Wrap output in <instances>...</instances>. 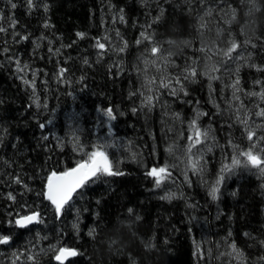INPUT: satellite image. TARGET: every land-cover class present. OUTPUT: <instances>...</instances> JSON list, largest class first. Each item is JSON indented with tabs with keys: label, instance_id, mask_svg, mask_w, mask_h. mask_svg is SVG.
Masks as SVG:
<instances>
[{
	"label": "trees",
	"instance_id": "trees-1",
	"mask_svg": "<svg viewBox=\"0 0 264 264\" xmlns=\"http://www.w3.org/2000/svg\"><path fill=\"white\" fill-rule=\"evenodd\" d=\"M13 2L0 11L29 39L0 33V264H58L60 247L79 253L65 264H264V177L239 165L208 195L245 159L246 127H264V0H36L31 13ZM33 73L35 92L20 79ZM193 119L207 139L189 151ZM97 148L124 175L93 178L57 218L38 195L46 177ZM164 165L156 187L146 172ZM32 211L43 223L8 224Z\"/></svg>",
	"mask_w": 264,
	"mask_h": 264
},
{
	"label": "snow or ice",
	"instance_id": "snow-or-ice-1",
	"mask_svg": "<svg viewBox=\"0 0 264 264\" xmlns=\"http://www.w3.org/2000/svg\"><path fill=\"white\" fill-rule=\"evenodd\" d=\"M7 3L10 5V9H16L17 3L13 2V0H7ZM24 4L28 10L29 13H31L35 8L38 7V4L36 3V0H24ZM44 11H48V5H44ZM124 17L123 15L120 16V20L123 21ZM7 25V26H5ZM16 25L17 20L14 16H6L2 11H0V33H8L9 29H12V36L15 40L16 37H19L20 41L28 40L29 36L27 34H21V32L16 31ZM45 28H49L50 25L48 23H45L43 25ZM84 33H77V36L80 38L84 37ZM143 35V33H142ZM41 40L44 39V37L40 38ZM145 39H149L148 37H145ZM52 42L49 41V44ZM137 43H140V41H137ZM36 48L40 47L39 42H36L35 44ZM96 47L100 50L105 49V44L97 41ZM9 51L8 48H3L0 50V52L7 53ZM48 51L50 53L53 52V49L49 47ZM57 53H59V49L55 50ZM123 51V49H121ZM157 49H153L152 54L154 55ZM10 60H12L16 65V71L18 73H24L26 69H28L27 64H22L19 58H13L9 57ZM85 63H87V60H85ZM264 70V69H261ZM66 69L60 68L57 75L58 77L62 78L64 76ZM194 74V73H193ZM20 79L25 85H28L33 89V92H35V73H33V80L29 81L24 77V75L20 76ZM184 79H188V77H184ZM179 82V80L177 81ZM238 84L239 81L236 82V85H234V88L238 90ZM167 87V85H165ZM183 90V89H181ZM172 95H176V91L172 90ZM187 95V93H184ZM252 95H255V93H252ZM148 100V106H151V97L147 98ZM3 101H0L2 103ZM132 111L135 113L136 108H133ZM104 114L109 118V120L116 119V116L114 115V110L112 108H108L105 110ZM178 115V114H177ZM197 116L203 115L202 113L197 112ZM257 116H264V110L257 112ZM246 123V122H244ZM41 128L44 127L43 124L40 125ZM190 127L194 131V135L189 136L188 140L191 142L189 144V151H191V148L195 145H199L201 143V136L203 135L205 139H207V132L202 133L200 128L197 127L196 119H193L190 122ZM247 132V139L248 141L252 142L251 147L248 151L242 152L241 155L246 157L247 165H250L253 168L259 169L262 173H264V159H261L259 154H256L254 150L257 149V145L259 142L264 141V135L257 137L256 132L254 130H250L246 127ZM44 139H47V137H44ZM259 152H264V146L259 147ZM240 160L233 158L231 166L224 165L220 169V175L218 176L216 182L214 185L211 186V189L208 193V195L211 197L213 201L218 199V193L220 191V185L225 179L224 173L232 171V169L236 166L240 165ZM246 165V166H247ZM191 169L193 173H196L198 171H203L202 167L199 166V161H192L191 162ZM118 175H124L123 172L119 171L118 169L114 170L113 162L110 161L109 156L106 154L105 151L100 150L97 148L96 150L92 151L90 154H88L87 159L82 160L81 162L77 163L75 167H72L68 170L62 171L59 174L55 171L51 172L46 177V185L45 190L38 193L39 196L43 197L45 200L50 202V205L53 207L54 215L57 218H60L67 210L68 207H70V201H72L74 194L78 192L79 189H82L86 186V184L93 180V178H97L99 176H118ZM146 175L148 177L153 178L154 185L156 187H160L162 183L170 177V172L168 170V166H160V167H152L150 170L146 172ZM16 184H21L22 181L17 177L14 178L12 181ZM25 188L27 189V186L25 185ZM2 195V194H0ZM235 195V193H233ZM8 200L15 202L16 197L13 195L12 192H9L6 197ZM161 199L165 200H171L173 199V195H165L161 197ZM99 203V201H97ZM131 212L132 210L129 209ZM11 215V213H9ZM43 223V217L39 212L32 211L30 214L26 215H20L16 214V217L14 219H10L8 221V224L10 226L18 227V228H27L30 225L34 224H41ZM77 224H73V228H77ZM89 235H92L91 232H89ZM231 235V233H229ZM246 236L250 235L249 233H245ZM11 241L10 235H2L0 234V245H8ZM233 250H235L236 246L235 244L232 245ZM15 255V254H14ZM79 255V253L72 248L68 247H60L58 250H55L54 259L58 262V264H65V261L70 257H75ZM28 259H34L32 256H29ZM262 260H264V257H261Z\"/></svg>",
	"mask_w": 264,
	"mask_h": 264
},
{
	"label": "rangeland",
	"instance_id": "rangeland-1",
	"mask_svg": "<svg viewBox=\"0 0 264 264\" xmlns=\"http://www.w3.org/2000/svg\"><path fill=\"white\" fill-rule=\"evenodd\" d=\"M239 58V56H236V59H234V60H232V62L234 61H238L237 59ZM233 62V63H234ZM232 63V64H233ZM253 125V124H252ZM257 130H258V132H256V135H257V137H259V136H262L263 134H264V127H263V129L262 128H257ZM261 146H264V141H261V142H259L258 143V145H257V149L256 150H254L255 152H256V154H259L260 155V157H261V159H264V152H259L258 151V149H259V147H261ZM251 147V146H250ZM249 147V148H250ZM249 148H248V150H249ZM240 165H241V167H242V169H250V168H248V165H247V161H246V157H245V159H243V157L242 158H240ZM247 165V166H246ZM262 167H264V166H262ZM254 172H256V173H259L260 175H262L263 177H264V173H262L259 169H257V168H254Z\"/></svg>",
	"mask_w": 264,
	"mask_h": 264
},
{
	"label": "bare ground",
	"instance_id": "bare-ground-1",
	"mask_svg": "<svg viewBox=\"0 0 264 264\" xmlns=\"http://www.w3.org/2000/svg\"><path fill=\"white\" fill-rule=\"evenodd\" d=\"M27 72V71H26ZM40 86V85H39ZM55 131V130H54ZM102 137V136H101ZM98 139V138H97ZM97 139H96V142H97ZM104 140V139H103ZM105 141V140H104ZM104 141H103V143H104ZM99 142V141H98ZM261 181V180H260ZM74 197V196H73Z\"/></svg>",
	"mask_w": 264,
	"mask_h": 264
},
{
	"label": "water",
	"instance_id": "water-1",
	"mask_svg": "<svg viewBox=\"0 0 264 264\" xmlns=\"http://www.w3.org/2000/svg\"><path fill=\"white\" fill-rule=\"evenodd\" d=\"M58 174H59V173H58ZM79 190H80V189H79ZM79 190H78V191H79ZM74 195H75V194H74ZM49 203H50V202H49ZM17 228H18V227H17ZM70 258H71V257H70ZM70 258H68L65 262H67Z\"/></svg>",
	"mask_w": 264,
	"mask_h": 264
}]
</instances>
